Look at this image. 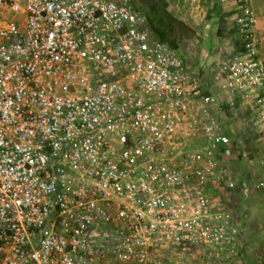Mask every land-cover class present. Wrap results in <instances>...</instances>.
<instances>
[{"label": "built area", "instance_id": "2783aa9c", "mask_svg": "<svg viewBox=\"0 0 264 264\" xmlns=\"http://www.w3.org/2000/svg\"><path fill=\"white\" fill-rule=\"evenodd\" d=\"M236 1L241 45L207 91L135 0H0V264H244L211 194L238 148L223 102L264 134L257 14Z\"/></svg>", "mask_w": 264, "mask_h": 264}, {"label": "rangeland", "instance_id": "374dc122", "mask_svg": "<svg viewBox=\"0 0 264 264\" xmlns=\"http://www.w3.org/2000/svg\"><path fill=\"white\" fill-rule=\"evenodd\" d=\"M135 1L149 24L151 22L154 27L170 30V41L176 43L190 65L201 69L205 65L209 67L193 53L195 32L173 16V0ZM230 1L221 0L222 3ZM237 13L236 7L233 20ZM223 110L228 124H235L233 134L238 148L233 158L222 163V184L211 194L215 202L222 203L242 224L244 237L238 249V259L244 264H264V188L260 187L264 181V134L256 131L245 115L236 116L226 101L223 102ZM202 143L200 141L197 145L202 147ZM229 180H235L238 187L230 190Z\"/></svg>", "mask_w": 264, "mask_h": 264}, {"label": "crops", "instance_id": "0c3cea01", "mask_svg": "<svg viewBox=\"0 0 264 264\" xmlns=\"http://www.w3.org/2000/svg\"><path fill=\"white\" fill-rule=\"evenodd\" d=\"M171 3L173 4V16L183 21L195 32L192 41L193 53L209 67L207 68L206 65L203 69L193 67L183 52L179 48L176 49L180 51L190 67L201 70L207 91H213L220 81L221 64L229 60L241 45L235 18L233 20L238 3L236 0L228 3H222L221 0H173ZM253 6L257 14V33L261 39L260 50L264 55V0H254ZM234 114L236 116L245 115L249 121L247 111L244 109H238ZM234 125L233 123L231 126L235 132Z\"/></svg>", "mask_w": 264, "mask_h": 264}, {"label": "trees", "instance_id": "16d2710c", "mask_svg": "<svg viewBox=\"0 0 264 264\" xmlns=\"http://www.w3.org/2000/svg\"><path fill=\"white\" fill-rule=\"evenodd\" d=\"M150 26L152 27L154 33L164 42H167L171 47L173 48H177L176 43L174 41H170L168 32H170V30L168 31L167 28L165 29H161V28H157L154 27L153 24L150 22Z\"/></svg>", "mask_w": 264, "mask_h": 264}]
</instances>
